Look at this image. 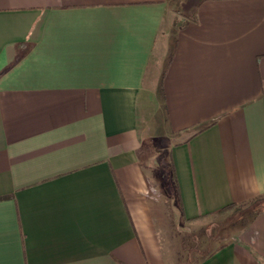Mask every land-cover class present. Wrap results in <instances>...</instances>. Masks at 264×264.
Here are the masks:
<instances>
[{"label":"crops","instance_id":"1","mask_svg":"<svg viewBox=\"0 0 264 264\" xmlns=\"http://www.w3.org/2000/svg\"><path fill=\"white\" fill-rule=\"evenodd\" d=\"M153 120L185 222L252 208L186 264H264V0H0V264H179Z\"/></svg>","mask_w":264,"mask_h":264},{"label":"rangeland","instance_id":"2","mask_svg":"<svg viewBox=\"0 0 264 264\" xmlns=\"http://www.w3.org/2000/svg\"><path fill=\"white\" fill-rule=\"evenodd\" d=\"M167 140L156 120L146 126L143 145L148 162L147 172L150 173L154 190L153 197L156 199V207L163 223L159 226L162 230L160 235L166 247L165 252L171 257L181 253L182 259L179 264H186L185 254L189 253L192 256L197 250L207 254L234 238L238 229L252 213V208H247V204H243L239 206L238 213L216 215L209 218L208 223L185 222L175 205L173 187L168 176H165L169 145Z\"/></svg>","mask_w":264,"mask_h":264},{"label":"trees","instance_id":"3","mask_svg":"<svg viewBox=\"0 0 264 264\" xmlns=\"http://www.w3.org/2000/svg\"><path fill=\"white\" fill-rule=\"evenodd\" d=\"M166 168L170 174V184H174L175 183V173H174V168H173V165L170 161V159H168V162L166 163ZM177 193V191H176ZM235 204H231V205H228V206H225L223 208H220L218 209L215 213H224L226 211H228L229 209L233 208Z\"/></svg>","mask_w":264,"mask_h":264}]
</instances>
